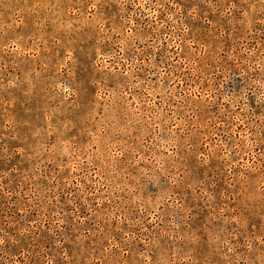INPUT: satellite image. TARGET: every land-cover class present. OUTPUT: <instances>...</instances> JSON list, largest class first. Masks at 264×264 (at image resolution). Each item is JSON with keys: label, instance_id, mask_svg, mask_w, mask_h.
I'll use <instances>...</instances> for the list:
<instances>
[{"label": "rangeland", "instance_id": "obj_1", "mask_svg": "<svg viewBox=\"0 0 264 264\" xmlns=\"http://www.w3.org/2000/svg\"><path fill=\"white\" fill-rule=\"evenodd\" d=\"M0 264H264V0H0Z\"/></svg>", "mask_w": 264, "mask_h": 264}]
</instances>
